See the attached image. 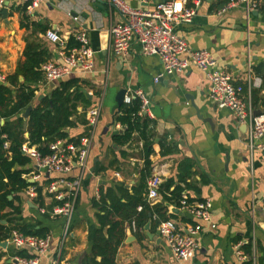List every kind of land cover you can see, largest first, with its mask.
I'll list each match as a JSON object with an SVG mask.
<instances>
[{
  "label": "crops",
  "instance_id": "obj_1",
  "mask_svg": "<svg viewBox=\"0 0 264 264\" xmlns=\"http://www.w3.org/2000/svg\"><path fill=\"white\" fill-rule=\"evenodd\" d=\"M125 1L134 7L141 5L138 0ZM225 1L186 0V6L194 7L195 15L188 23L175 24L174 29L190 48L208 50L216 58L217 65L232 73L243 85L246 102L253 110L259 109L264 114V12L253 11L248 19L242 7L217 14ZM25 4V0H10L9 24L0 15V74L4 77L0 83L13 88L7 77L24 60L25 37L38 39L51 52L49 60L61 63L59 47L46 38L45 31L55 29L63 37H72L76 30L84 29L94 50V69L87 73L75 71L69 77L78 78L79 88L87 93L91 104L87 108L78 104L77 116L72 119H77L78 115L81 118L84 115L86 119L90 107H100L86 167L81 170L75 166L64 175L68 179L81 176L66 239L61 241L65 221L48 213L54 200L43 189L49 180L62 175L38 169L31 157V163L25 166L30 170L23 177L42 187L43 207L47 211L39 210L37 196L28 195L29 189L35 187L33 184L15 193L17 198L13 204L19 207L17 212L12 213L8 206L0 212L7 213L1 223L8 227L20 225L39 233L35 235L50 236L49 250L37 264H82L84 256L100 260L99 255L91 252V246L94 230L101 228L99 216L104 213L93 206V200H99L102 191L104 195L109 193L120 200L109 215L122 227L121 234L117 229L115 231L120 239L114 255L115 264H240L236 253L239 242L251 243L252 264H259V258L264 264V153L258 148L250 151L245 144L246 125L240 123L231 111L214 105L208 95L209 83L205 73L191 66L182 73L163 75L155 82L154 77L162 71L161 60L156 55L143 54L139 42H132L126 56L114 54L109 28L121 17L119 11L107 2L43 0L31 13L21 11ZM143 7L151 8L153 2ZM22 19L29 28L21 26ZM33 23L45 25L46 30L30 33ZM18 80L22 81L23 76L19 75ZM59 81L54 82V88ZM49 82L45 79L38 85L33 103L45 96L50 97L54 88L45 93ZM121 90L125 91L124 95L141 90L147 98L145 108L138 112L152 121L148 128L152 131L153 153L149 156L150 173L144 179L141 177L143 139L139 133L134 131L126 143L112 141L113 134L123 130L114 117L123 104H129L123 101L118 105L116 98ZM252 90L256 97L254 107L251 104ZM137 99L141 107L143 102ZM28 115L22 116L25 138L28 137ZM3 122L1 119L0 123ZM63 131L68 133V138L56 140L76 144L69 138L87 133V128L78 121ZM162 140L173 142L176 149L171 154L162 155ZM23 146L37 150L36 145L27 146L26 142ZM183 159L193 162L192 174L186 179L191 188L185 191L186 195L192 198L191 202L208 199L212 205L210 222L187 213L179 205H167V214L173 215L171 219L177 229L185 232L189 226L198 227V248L187 260L175 258L170 246L159 236L158 225L153 226V222L147 221L143 228L136 230L135 227L134 230L132 223L141 208L140 204L135 206L128 200L141 192L146 197V187L144 190L142 184L154 174L160 177L161 183L169 177L176 179L178 163ZM179 183L184 185V182ZM119 185L124 191L117 188ZM8 199L12 196L8 195ZM160 201L158 196L152 203ZM105 202L109 208L110 198L106 196ZM172 208H177L178 212H172ZM7 238L0 240V264H21L17 259L21 256L15 255L18 250L7 242ZM3 242L6 245H2ZM20 250L31 256L25 249Z\"/></svg>",
  "mask_w": 264,
  "mask_h": 264
},
{
  "label": "built area",
  "instance_id": "obj_2",
  "mask_svg": "<svg viewBox=\"0 0 264 264\" xmlns=\"http://www.w3.org/2000/svg\"><path fill=\"white\" fill-rule=\"evenodd\" d=\"M7 0H0V11L6 6ZM43 0H25L26 12L31 13ZM115 7L121 19L110 26L109 35L112 52L116 55L126 56L134 40L140 43L141 51L145 55H156L162 63V71L154 77L158 82L163 75L182 73L193 66L205 73L209 83L208 95L214 105L220 109L231 111L240 123L246 125L245 144L252 151L258 148L264 153V114H254L251 105L246 102L244 87L239 83L232 73L217 65L216 58L206 49L190 48L184 37L179 34L174 25L177 23H188L195 15L194 7L186 6V0H138L141 5L134 7L125 0H101ZM153 2V7H143ZM236 7H242L245 18L248 19L253 11L264 12V0H226L218 9L217 14H223ZM76 19V18H75ZM47 39L58 45V54L62 62L49 60L41 65L46 81H57L64 79L75 71L92 72L94 69V50L89 45V39L84 29L74 32L73 38L76 45L67 47L69 37H63L55 29L45 31ZM4 77L0 74V80ZM132 96L141 99L140 109H144L147 98L141 90H136L133 95L125 94L123 101L130 103ZM100 112L99 105H94L86 112V128L78 138L76 144H64L55 140L49 144L50 152L41 154L34 148L23 146L22 150L35 162L38 169H43L48 174H61L47 182L43 189L45 194L54 200L48 213L51 216L62 217L65 221L61 233V241L69 235L70 222L75 209V201L81 176L77 175L71 179L66 176L75 166L81 170L86 167V161L91 145L94 128L98 121ZM119 127V124H117ZM121 127V125H120ZM7 142L4 146H7ZM118 175V173H116ZM38 177V176H36ZM161 179L154 174L146 181V199L152 203L159 196ZM30 197L36 196L35 187L28 191ZM211 201L204 200L191 202L186 194L182 195L179 207L187 213L210 222ZM39 210L45 213L44 207ZM132 226L135 230L134 223ZM214 226V225H212ZM158 234L169 246L176 259L187 260L194 256L198 243L196 235L197 226H189L185 232L176 228L173 219L168 218L161 221L157 227ZM7 242L17 250L25 249L30 257H17L21 264H37L40 257L49 250L50 236H38L24 233L19 229H11ZM243 243L236 244V253L240 264H246V255L240 249ZM53 264H56L53 262Z\"/></svg>",
  "mask_w": 264,
  "mask_h": 264
},
{
  "label": "trees",
  "instance_id": "obj_3",
  "mask_svg": "<svg viewBox=\"0 0 264 264\" xmlns=\"http://www.w3.org/2000/svg\"><path fill=\"white\" fill-rule=\"evenodd\" d=\"M25 12L26 4L20 8ZM24 19V18H23ZM21 21V26L29 28V25ZM45 31L46 26L42 24L33 23L30 33ZM73 36L67 40V47L76 45ZM24 60L19 62L17 70L7 77L9 84L13 88L0 83V212L8 206L12 208V213L17 212L19 207L13 204V200L17 198L15 193H19L26 189L29 185H35L36 203L38 206L44 205L41 190L42 187L35 183H30L23 177L29 172V168L25 166L31 163L30 156L22 151V146L26 142L27 146L36 145L37 150L41 154L50 152L49 144L57 138H68V133L63 129L73 127L78 121L81 124H86V119L78 115L77 119L72 117L77 116V105L80 104L87 108L91 104V100L87 93L79 88V80L76 77H66L61 79L58 85L51 91L50 97H43L38 102H34L35 91L38 85L45 82L44 73L41 65L51 58V52L38 39L33 37H25V48L23 50ZM19 75L23 76V80L19 81ZM254 90L251 91V104L254 107L256 104V97ZM32 105L27 119L28 137H24L26 130L24 119L20 115L29 105ZM140 101L135 98L129 104H123L119 112L115 115V122H119L123 126V130L112 136V141L115 143H126L131 139L134 131H137L143 139V157L144 167L141 172V177L144 179L150 173L151 161L150 154L152 149V131L148 128L152 121L145 115H139ZM81 133L77 138L71 137L74 143L78 142V138L83 135ZM8 142L5 147L4 143ZM176 149L173 142L167 140L160 141V153L162 155L171 154ZM193 162L188 159H183L178 163V172L176 179L173 177L167 178L159 187V196L162 201L157 203H150L146 197L142 195H135L128 198L132 205L140 204L141 210L137 212L133 220L136 230L143 228L145 222H153V226L158 225L161 221L171 218L172 214H167V205L180 204V199L183 194H186L190 189L189 183L186 179L191 176ZM176 180V181H175ZM179 182H184L181 185ZM146 183L142 184L145 190ZM120 191H124L121 185L117 186ZM100 194L99 200H93V206L98 208L99 212L104 211L99 216L101 228L95 229L92 237L91 252L93 255H99L100 260L97 261L95 257L84 256L82 264H115L114 255L120 243V239L115 231L122 233L121 223L112 220L109 215L116 209V202H120L115 196L109 193ZM8 195L12 199H8ZM109 197L111 202L107 208L105 197ZM188 197V196H187ZM189 201L192 198L188 197ZM98 212V214H99ZM7 213H0V240L8 237L11 229H19L24 233L39 234L37 231L27 230L25 227L15 225L8 227L1 223V219ZM150 220V221H149ZM108 225V228H107ZM118 233V232H117ZM242 250L246 255V264H252V247L248 242L242 245ZM15 255L21 257H29L24 250L16 251ZM259 264H263L261 258L258 260Z\"/></svg>",
  "mask_w": 264,
  "mask_h": 264
},
{
  "label": "water",
  "instance_id": "obj_4",
  "mask_svg": "<svg viewBox=\"0 0 264 264\" xmlns=\"http://www.w3.org/2000/svg\"><path fill=\"white\" fill-rule=\"evenodd\" d=\"M9 2H10V0H7L5 2L6 6L0 11V15L4 19V21H5L6 24H9V21L7 19V16H8V13H9V11H8V4H9ZM54 86H55V83L53 81H50L48 83V89H47V91L45 93L50 92L54 88ZM124 93H125L124 90L119 91V93L117 95V98H116L118 105H121L123 103ZM42 97L43 96L41 95L40 98H42ZM31 108H32V106L29 105L26 108V110L24 111V113L22 114V116L23 117H26L28 115L29 111L31 110ZM260 113H261V111L259 109L254 110V114L255 115H258ZM172 212H178V209L177 208H172ZM146 227H148V224L146 225ZM1 244L2 245H6V242H3Z\"/></svg>",
  "mask_w": 264,
  "mask_h": 264
}]
</instances>
